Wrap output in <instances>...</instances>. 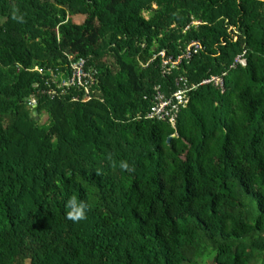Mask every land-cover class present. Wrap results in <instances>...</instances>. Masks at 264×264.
<instances>
[{
  "label": "trees",
  "instance_id": "trees-1",
  "mask_svg": "<svg viewBox=\"0 0 264 264\" xmlns=\"http://www.w3.org/2000/svg\"><path fill=\"white\" fill-rule=\"evenodd\" d=\"M78 56L87 99L50 82ZM179 76L196 85L174 124L145 116ZM200 259L264 264V0H0V264Z\"/></svg>",
  "mask_w": 264,
  "mask_h": 264
},
{
  "label": "built area",
  "instance_id": "built-area-1",
  "mask_svg": "<svg viewBox=\"0 0 264 264\" xmlns=\"http://www.w3.org/2000/svg\"><path fill=\"white\" fill-rule=\"evenodd\" d=\"M202 48V44L199 40L193 39L188 43L186 48L182 50L180 53L176 54L174 57L168 56L167 58H163L161 60V73H165L169 68L175 67L179 62L184 59L190 58V56L196 52L197 50ZM162 55V52H159ZM84 58L81 56L76 57L74 60L69 62V72L65 74V76L60 75L58 78L55 77V74L50 71V82L56 83L57 87L60 88V92L64 93L67 88L76 86L78 88L84 89L83 98L87 99L90 97V85L94 84V78L92 72L89 69H84ZM239 63L244 64V59L242 58L241 54H237L233 58V64ZM165 64H169L166 66ZM166 66V67H164ZM40 71V69H37ZM58 79V80H57ZM185 78L183 76H179L176 78L175 83L178 85L175 90L166 95L159 84L153 85V92H152V103L150 108L145 113L147 117H153L155 120H165L169 124H174V119L176 114H178L181 107H185L188 103L189 94L188 92L196 85H187L184 83ZM46 80V84L49 85L47 92L50 94H56V89L52 88V84H50ZM182 82L183 84L179 86V83ZM206 82H213L215 85H219L221 89L223 88V82L220 76L210 74L208 76L203 77L200 79L198 83H206ZM181 84V83H180ZM28 106L33 109L36 106L35 98H29L27 100Z\"/></svg>",
  "mask_w": 264,
  "mask_h": 264
},
{
  "label": "clouds",
  "instance_id": "clouds-1",
  "mask_svg": "<svg viewBox=\"0 0 264 264\" xmlns=\"http://www.w3.org/2000/svg\"><path fill=\"white\" fill-rule=\"evenodd\" d=\"M12 19L23 23L24 16L23 14H19V9L13 8L12 10ZM108 159L112 161V167L115 168L117 166L116 161L112 159V155H108ZM119 167L122 170L126 171H134L133 168L130 167L129 163L126 160L119 161ZM97 175H100V172L97 171ZM66 208V218L72 222L78 223L82 220L87 219V211L89 210V204L82 200L78 199L76 195H72L65 204Z\"/></svg>",
  "mask_w": 264,
  "mask_h": 264
},
{
  "label": "rangeland",
  "instance_id": "rangeland-1",
  "mask_svg": "<svg viewBox=\"0 0 264 264\" xmlns=\"http://www.w3.org/2000/svg\"><path fill=\"white\" fill-rule=\"evenodd\" d=\"M143 14L146 15L147 12L144 11ZM197 22H199V21H198V20H193V23H197ZM199 263H200V264H210V259H205V260H203V261L200 259V260H199ZM251 264H252V263H251Z\"/></svg>",
  "mask_w": 264,
  "mask_h": 264
},
{
  "label": "water",
  "instance_id": "water-1",
  "mask_svg": "<svg viewBox=\"0 0 264 264\" xmlns=\"http://www.w3.org/2000/svg\"><path fill=\"white\" fill-rule=\"evenodd\" d=\"M32 115L34 116V118H37V111L36 110H32ZM173 135H169L166 139V141H168Z\"/></svg>",
  "mask_w": 264,
  "mask_h": 264
}]
</instances>
